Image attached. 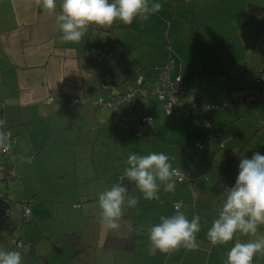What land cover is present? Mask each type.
Returning a JSON list of instances; mask_svg holds the SVG:
<instances>
[{
    "label": "crops",
    "instance_id": "obj_1",
    "mask_svg": "<svg viewBox=\"0 0 264 264\" xmlns=\"http://www.w3.org/2000/svg\"><path fill=\"white\" fill-rule=\"evenodd\" d=\"M158 2L162 8L148 21L92 26L78 43H66L55 15L34 0H0V115L17 136L0 158L15 173L0 181L11 211L8 226L0 216V249L19 251L22 264H216L226 261L236 239L264 237V225L255 235L236 233L225 245L212 246L206 237L221 205L218 196L235 184L240 159L264 155V83L256 82L264 61V0ZM59 5L57 0V13ZM169 60L170 76L182 74L187 98L221 107L186 116L181 99L165 113L156 95L141 97L135 112L152 115L151 125L124 128L110 117L126 111V104L108 109L92 103L123 92L139 74L157 82L155 66ZM249 93L251 102L245 101ZM74 96L79 100L70 104ZM225 130L240 145L229 144L228 158L221 151ZM193 148L198 152L190 154ZM149 152L175 156L173 167L187 173L175 178L174 192L161 188L159 201L144 200L133 182L120 180L130 153ZM117 182L140 198L122 215L136 223L132 250L104 245L108 229L99 220L98 198ZM175 201L189 220L200 216V248L150 255L148 230L161 215L174 214ZM13 237L21 244L12 246ZM252 264H264V254Z\"/></svg>",
    "mask_w": 264,
    "mask_h": 264
},
{
    "label": "clouds",
    "instance_id": "obj_2",
    "mask_svg": "<svg viewBox=\"0 0 264 264\" xmlns=\"http://www.w3.org/2000/svg\"><path fill=\"white\" fill-rule=\"evenodd\" d=\"M34 2L45 13L55 15L56 27L66 43H78L92 26L109 28L117 21L124 25L137 19L148 21L163 6L158 0H60L57 13V0ZM146 119L151 125V118ZM2 125L0 121V147L10 146L9 134ZM124 163L120 180L133 182L144 200L159 201L161 188L165 193L176 190L178 170L165 153H130ZM139 199L121 183L112 184L99 194L100 222L109 230H118L125 206L136 207ZM218 199L221 205L217 217L206 232L212 246L228 244L238 232L255 235L264 225V155L256 152L251 158H241L235 184L225 188ZM200 219L195 215L189 220L178 207L171 216L161 215L148 230L149 254H171L180 248L199 250ZM257 253L264 254V237L248 242L236 240L227 252L225 264H252ZM0 264H22V255L16 250L0 249Z\"/></svg>",
    "mask_w": 264,
    "mask_h": 264
},
{
    "label": "built area",
    "instance_id": "obj_3",
    "mask_svg": "<svg viewBox=\"0 0 264 264\" xmlns=\"http://www.w3.org/2000/svg\"><path fill=\"white\" fill-rule=\"evenodd\" d=\"M172 66V61L169 60L164 64L156 65L155 70L157 74V82L150 84L144 77L139 74L133 83H128L123 92L113 95L108 99L99 97L92 100V103L96 106H103L108 109H114L116 106H121L123 103L127 105V110L124 112L113 111L110 117V122L114 124H119L124 128H130L133 126L134 122H146L148 117L153 120L152 115L148 114H137L135 112V105L139 98L148 97L151 95H156L162 102V108L165 113H171L176 101L181 99L182 113L183 115H202L207 108L211 107H221L217 103H207L204 105H199L196 101L189 99L185 96V86L184 80L181 73H177L174 76H170V69ZM258 85L264 83V61L260 69V73L256 79ZM254 98L253 93H249L245 96V101L251 102ZM52 97L48 96L47 101L51 100ZM86 99V98H83ZM78 97H71L70 104L78 101ZM225 104V103H223ZM2 102H0V109L2 108ZM0 121H3L2 130L9 134L8 144L11 146L16 142L17 136L10 130L5 118L0 115ZM259 126L264 129V118L260 119ZM198 147H202L203 143L199 140L195 142ZM10 146L0 147V158L8 154ZM178 180H183L187 177V173L181 169H178ZM15 173L12 169L4 166L0 162V181H9L14 177ZM181 202L175 201V208L180 207ZM10 206L8 204L7 196L3 190L0 189V216L1 224L3 226H8L11 223L10 217ZM22 213L25 219H30L31 211L30 207L25 200L22 203ZM21 244V240L17 237L12 238V246L16 247ZM17 251V250H16Z\"/></svg>",
    "mask_w": 264,
    "mask_h": 264
},
{
    "label": "trees",
    "instance_id": "obj_4",
    "mask_svg": "<svg viewBox=\"0 0 264 264\" xmlns=\"http://www.w3.org/2000/svg\"><path fill=\"white\" fill-rule=\"evenodd\" d=\"M3 164L5 167L12 169L9 163L5 162ZM119 223L120 228L118 230L108 229L107 234L105 236L104 245L108 247H119L123 249L132 250L135 240L139 237V235L136 233V223L131 218H128L126 216H122ZM216 264H225V262H219Z\"/></svg>",
    "mask_w": 264,
    "mask_h": 264
},
{
    "label": "rangeland",
    "instance_id": "obj_5",
    "mask_svg": "<svg viewBox=\"0 0 264 264\" xmlns=\"http://www.w3.org/2000/svg\"><path fill=\"white\" fill-rule=\"evenodd\" d=\"M179 21H181V18H180V20ZM182 23V22H181ZM184 27H186V29H187V27H189V25H184ZM181 32H183V27H182V29H181ZM254 89H252L251 91H253ZM120 126V125H119ZM121 127V126H120ZM220 132V131H219ZM146 133H145V131H144V134L143 135H145ZM219 134V133H218ZM220 136H221V139H222V141H224L223 142V144H224V146H225V148L224 147H222V149H221V151H222V153L224 154V155H226V157L225 158H228L229 156H231V151L232 150H230V151H227V148L229 147V144H235V146H236V149H239L240 148V145H237L236 143H234V140H233V138H232V136L230 135V133H229V131L228 130H225V131H223V132H221L220 133ZM136 136H133V138H132V141H134ZM201 139V141L203 140L202 138H200ZM131 140V139H130ZM196 140V139H195ZM139 145V144H138ZM140 147H141V144L139 145ZM239 147V148H238ZM205 148V147H204ZM202 149V150H205V149ZM170 149V151L172 152V153H174V155H178V156H180V153H179V151L178 150H176V149H174V148H169ZM187 150H189V149H187ZM253 150L255 151V148H253ZM175 151H177V153L175 152ZM195 152H198V150L197 149H195L194 150V148H193V150L192 149H190V154L191 153H195ZM170 157V162L172 163V165H175V163H174V160H175V156H169ZM178 169H181V170H183L182 169V167L181 168H178ZM185 171V170H184ZM118 176H116V178H117ZM133 192L134 193H138L139 191L135 188L134 190H133ZM138 194H140V193H138ZM146 207L147 206H145V209H143L144 211L146 210ZM147 208H149V207H147ZM174 212H175V210H174ZM174 212H172V213H174ZM236 240H238V239H236ZM10 245H11V242H10Z\"/></svg>",
    "mask_w": 264,
    "mask_h": 264
}]
</instances>
